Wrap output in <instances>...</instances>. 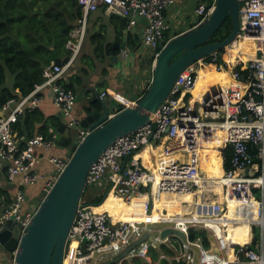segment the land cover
Returning a JSON list of instances; mask_svg holds the SVG:
<instances>
[{
	"label": "built area",
	"instance_id": "2783aa9c",
	"mask_svg": "<svg viewBox=\"0 0 264 264\" xmlns=\"http://www.w3.org/2000/svg\"><path fill=\"white\" fill-rule=\"evenodd\" d=\"M237 1L239 33L235 43L244 38H251L255 42L256 51L254 57L246 61L240 57L235 63L227 60L228 73L234 85L228 89L218 88L214 95L210 92L207 102L204 101L203 94L200 99L194 100L191 91L197 80V70L209 63H215L220 54L217 51L198 60L178 75L169 96L144 126L109 145L90 167L85 180V190L88 193L94 189L103 193L108 191L107 195L112 194L114 198L124 202L135 196H146L144 210L148 215L153 207L155 195L192 196V204L183 203L187 212L182 218L183 222L190 221L188 226H184L180 221L175 224L169 222L176 220L174 217L163 223L184 232L187 238L191 228L202 229L210 234L215 242L212 244L215 254L209 252L211 248L205 249L200 241L190 242L188 239L200 249L199 264H264V0ZM77 3L81 17L65 45L69 51L68 63H52L45 67L42 83L35 85L26 96L11 98L0 110V173L14 190L12 202L0 210V232L3 221L12 219L20 227L21 235L25 233L42 199L69 160V155L50 156L47 158L53 167L50 175L39 172L37 166L43 159V154L57 145L54 135L51 139L41 134L28 137L19 135L13 129V124L21 115L27 110L38 108L42 90L46 87L52 90L53 103L59 110L63 124L69 128L74 144H79L88 134L86 129L79 126L76 95L58 85V80L80 53L89 14L103 7L107 14L127 20L129 30L134 29L140 20L144 21L137 52L127 49L120 53L121 68L127 65L132 56L136 57L138 54L142 59H152V72L154 62L167 41L165 33L169 26L165 21L164 12L174 0H77ZM214 5L215 0L211 6L206 3L197 5L194 10L196 26L211 15ZM235 43L225 49L227 55L229 50L235 47ZM239 63L245 65L250 72L246 80L234 70ZM226 66L220 65L218 70L226 69ZM105 96L106 93L100 94V100H104ZM211 128H217L223 134L222 148H228L231 152L230 167L226 169L223 153L219 151L221 148H218L224 190L230 189L234 198L243 206L242 215H256V221L250 224V241L232 245L231 254L227 253V243L224 241V237L228 235L227 226L224 224L233 225L235 220L227 219L226 202L219 204L214 200L216 194L203 192L207 180L199 171L200 150L210 137ZM163 139L164 153H174L170 149L173 142L172 145L178 146L183 159H161L153 168L146 166L137 156L138 153L151 143H158ZM39 184V199L29 203L30 187ZM248 193L253 199L252 203L247 201ZM102 203H89L86 198L80 202L69 230L64 262L70 249H73L72 264H101L118 256L140 240L145 225L154 227V223L113 221L107 211L98 210ZM253 206H256V209L253 210ZM238 210L239 206L235 209L239 215ZM163 213L167 214L165 208ZM255 228L258 233L254 232ZM154 230L158 232L155 242L145 244L132 258L140 259L146 264H158V261L162 260L193 264V251L178 237L169 236L160 240V229ZM146 241L148 238L143 242ZM161 245L167 246L173 256L159 253L158 261L153 260L151 249L157 250ZM111 248L114 251L111 252Z\"/></svg>",
	"mask_w": 264,
	"mask_h": 264
},
{
	"label": "water",
	"instance_id": "95a60500",
	"mask_svg": "<svg viewBox=\"0 0 264 264\" xmlns=\"http://www.w3.org/2000/svg\"><path fill=\"white\" fill-rule=\"evenodd\" d=\"M238 10L237 0H215L213 11L208 19L187 32L168 39L154 62L146 93L119 112L110 115L105 102L98 98L96 92L93 93L89 102L97 101L102 106V110L93 109L89 113H84L85 116L82 119L80 118L79 126L86 129L88 134L76 145L65 168L42 199L25 233L21 235L20 227L12 219L3 221L0 246L13 255L12 264H64L69 230L77 208L84 199L85 180L90 167L116 139L136 131L150 120L169 96L180 73L198 60L235 43L239 33ZM228 17L231 18L233 25L231 34L221 42L207 44ZM78 24L76 21L74 26L77 27ZM115 49L127 50L126 35L120 43L112 45V50ZM110 59L117 62V56H112ZM68 61L69 56L58 58L53 54L55 65H66ZM250 71L252 72L251 68ZM204 101H208V95L205 96ZM51 130L59 145H63L71 138L69 128L63 124L52 127ZM107 193L108 191L103 195L100 203L107 198ZM254 209L256 206H253ZM152 230L154 227L147 224L140 240L118 256L101 264L122 263L125 255L149 238ZM159 231L160 239L169 236L178 237L193 251V264H199L200 249L196 244L188 241L184 232L172 227Z\"/></svg>",
	"mask_w": 264,
	"mask_h": 264
},
{
	"label": "trees",
	"instance_id": "16d2710c",
	"mask_svg": "<svg viewBox=\"0 0 264 264\" xmlns=\"http://www.w3.org/2000/svg\"><path fill=\"white\" fill-rule=\"evenodd\" d=\"M202 3L211 6L213 0H202ZM80 17L81 11L77 0H0V110L11 98L28 95L35 85L44 81L42 77L43 69L53 62V54L58 58H64L69 55L65 45L70 39V33L75 27V22ZM120 27V34H122L126 27V22L122 19ZM232 30V21L228 17L218 32L207 41V44L223 41L231 34ZM92 39L93 49L91 54H84L81 58L80 66L76 67L72 64L58 80V85L71 90L77 98H79L80 92L85 91L87 84L84 79L91 75L89 71H93L96 68L95 62L105 63L107 56L118 52L117 50L112 51L111 45L103 44V35L101 33L94 34ZM139 46V39L130 35L127 36V47L130 51L137 52ZM218 52L220 55L217 61L209 63L203 68L212 67V69L218 70L220 65L226 64V69L229 70L225 49ZM136 58L139 60L140 70L145 68L151 70L152 59H141L139 56H136ZM234 70L241 75L243 80L249 77L250 72L242 63H239ZM105 75H107V70L102 68L101 76ZM216 75L213 70L209 73H203L202 71L200 86L204 83L212 82V77ZM149 83L138 99L146 93ZM104 86L103 81L98 84V87ZM205 92V88L202 89V93ZM90 93L91 91L89 90L84 94L87 96ZM124 107L118 104L116 112H119ZM93 109L101 111L102 106L97 101H94L88 107H84V113H89ZM59 125H61V121L58 117H45L36 108L31 111L27 110L21 115L17 122L13 124V129L19 135L24 134L32 137L41 134L45 138L51 139L53 134L50 132V128L58 127ZM60 146L69 148V156L76 148V144L72 143L71 138ZM222 153L225 160L224 168L228 169L230 167L231 152L226 148ZM11 187L3 174L0 173V210L12 202L14 190ZM40 187L41 184L36 186L37 191ZM104 194L99 189H94L89 193L85 190L83 196L88 199L89 203L99 204ZM250 200L253 201L251 197ZM158 202L155 207L153 206V209L157 214H161L162 210ZM226 212L231 214L230 209ZM226 226L228 235L224 237L222 232L220 233L224 237L225 243H227L228 253L231 239L233 241L235 237H238V230L233 225ZM182 228L186 227L182 226ZM254 232L258 233L257 228L254 229ZM208 234L205 230L191 228L188 231V239L190 242L200 241L205 249H210ZM244 239L247 238H242V242L248 243ZM210 250L212 254L216 253L213 248ZM139 252L140 246L130 254L125 255L122 260L130 262L132 255ZM159 253H164L169 257L173 256V252L167 246L161 245L157 250L151 249V258L157 260ZM133 263L146 264L140 259L133 260ZM160 264H183V262L162 260Z\"/></svg>",
	"mask_w": 264,
	"mask_h": 264
},
{
	"label": "crops",
	"instance_id": "0c3cea01",
	"mask_svg": "<svg viewBox=\"0 0 264 264\" xmlns=\"http://www.w3.org/2000/svg\"><path fill=\"white\" fill-rule=\"evenodd\" d=\"M200 3H202V0H197V2L194 5L189 6L186 0H174V3L170 7H168L164 12L165 21L167 22L169 26L167 32L165 33L166 40L171 39L179 34L187 32L188 30L196 27L197 18L194 13V10L197 7V5ZM116 17L117 16L115 15L107 14L104 11L103 7H100L97 11L89 14L88 19H87L85 36L83 37L84 41H82V44L84 46V54H89V55L91 54L92 49H93L92 37L94 36V34L98 32L103 35V44L111 45V50H112V45L114 43H118V42L120 43L123 40V37L125 35H126V44H127L128 35L140 40L141 32L144 26L143 20H140L134 29L129 30L127 20L119 18V17L116 18ZM121 19L126 22V27L123 30L122 34H120ZM75 28L76 27H74V29L71 31L70 36L74 32ZM94 30H98V31L96 32ZM117 51L118 52L116 54L106 57L107 61L105 63L100 64V70L98 73H92L89 77L84 79L85 83L87 84V87L84 92L79 93V98L76 97V112H77V115L79 116V120H81L85 116L84 107L89 106L90 104L89 101L94 92L97 93L98 98L100 94L106 93V96L103 101L105 102V105L107 106L109 110V114L113 115L116 113L118 104L127 106L130 103L136 102L138 100L139 95L146 89L147 84L150 82L149 79L152 76L151 70L149 68L140 70L139 64H138L139 60H137L135 56H132V58L129 60L127 65L124 68H121V61L119 60V56L122 50H117ZM112 56H117V62H113L110 59ZM137 56L139 55L137 54ZM76 61L77 59L73 63L75 66L77 65ZM102 68H105L107 70V75L101 76ZM202 71L203 73L210 72V71L205 72L204 70ZM123 75H126L127 77L122 78ZM224 76L226 77L227 80H223L222 75H216L212 77V82L204 83L201 85V87L198 84L201 92H202V89H204L206 86H210L207 89L204 96H207L210 92H215V91L218 92L217 89L219 88V85L221 84L225 86L234 85V82L232 79H230V76L228 73L225 74ZM102 81L104 82L105 86L98 87V84H100ZM89 90L91 91V93L85 96L84 93ZM40 94H41V102L38 106V109L41 111V113L45 117L56 116L60 119L61 124H63L60 118V115H59V110L55 107L53 103L52 90L49 87H46L44 90H42ZM79 100L83 104L82 105V112H83L82 116L79 114L78 106H77V103H79ZM50 132H52L51 128H50ZM160 142L151 143L150 145L146 146L141 152L138 153L137 156L141 158L142 162L145 165H146V161L148 160V163L152 164V168H153L156 162L161 158L160 149L165 143L163 142L160 145ZM206 142L211 143L210 141H206ZM146 149L148 150V152L146 151ZM164 149H165V145H164ZM43 155H44L43 159L41 160L40 164L37 166V170L41 173L50 175V172L52 171L53 167L48 162L47 158L50 156L69 155V148H64V147L59 148L57 144L54 148L49 150L47 153H44ZM162 155L169 156V155L163 154V148H162ZM166 198L169 199V198H174V197L165 196L162 198V196L161 197L157 195L154 196L153 204L155 205L153 206L155 207L157 201H159L158 204H159V207L161 206L162 213H163V202H164V199L166 200ZM187 198H192V196H189ZM135 200L136 202H134L132 209H134L137 212V215H130L131 221L139 222V223H142V222L154 223V224L157 223V221L155 220V215L157 213L155 212L153 207L150 210L149 215L144 210L145 203L147 202V197L140 195L136 197ZM165 209L167 210V212L169 211L168 208H165ZM111 210L114 213H116V204L112 203ZM234 239H237V238L235 237ZM244 241L249 242L250 239L247 238V239H244ZM231 242H232V239H231ZM132 251L128 252L127 254H130ZM228 254H230V249L228 250ZM12 263H13L12 255H10V253H7L0 246V264H12Z\"/></svg>",
	"mask_w": 264,
	"mask_h": 264
},
{
	"label": "bare ground",
	"instance_id": "6f19581e",
	"mask_svg": "<svg viewBox=\"0 0 264 264\" xmlns=\"http://www.w3.org/2000/svg\"><path fill=\"white\" fill-rule=\"evenodd\" d=\"M208 18H206V19H208ZM255 51H256V45H255V42L253 41V39L244 38V39L238 40L235 43V47L232 48L231 50H229V54L227 55L228 56L227 60L229 62L235 63L236 59L238 57H240L241 60L246 61V60H249V59L254 57ZM206 69L208 71L213 70L215 73L217 72V75L223 76L222 77L223 80H227L224 75L227 74L229 70L228 71L227 70H214V69H212V67H206V68L198 69L197 70V80H196L194 89L191 91L194 100L200 99L201 95L202 94L204 95L206 93V92L202 93L200 90V87H201L200 81H201L202 70H206ZM230 79H231V77H230ZM198 84L200 87L198 86ZM209 87L210 86H206L205 90L207 91V89ZM229 87L230 86H225L222 84L219 85V88H221V89H228ZM209 134H210V137L206 141H210L211 143L205 141L203 143L201 150H200L201 158H200V164H199V171L203 174L204 178L207 180V184L204 186L203 192H212V193L216 194V199H214V200L216 202H218L219 204L226 202V207H230L233 211V215L231 217H229L230 215L227 216V219L235 220V224H233V226L237 227L236 225H239L240 233L244 236V237L238 236L237 239H234L231 242V245L229 247L230 254H231L232 245H234V244H245L240 240L242 238H245V237L250 238V234H251L250 233V224L253 223L254 221H256V215L254 214L252 217L251 216H244V214L242 215L241 211H242L243 206L240 205V203L234 198V195H230L231 194L230 189L228 190L230 193L228 195H225L226 191L224 190L223 185H222L223 170L221 167V159H220V157L217 158L218 148H222L224 146V137H223V134L217 128H211V131ZM163 142H165V139L161 140L160 145ZM172 144H173V142L170 144V149L174 153L169 154V156H163L162 155V148H163V154H166V153H164V145H165L164 144L160 149L161 158L159 160L170 159V158L171 159H177V158L183 159L182 155L179 154L178 146H173ZM220 145H223V146H220ZM166 155H168V154H166ZM165 196H170V197H174V198H169V199L166 198V200L164 199L163 209L168 208L169 211L167 212V214H163V213L156 214L155 220L157 221V223L164 224L163 221H166L168 219H172L173 217L176 220H172L169 222H174L173 224L177 223L178 221L183 222L184 218H182V216L185 212H187V208H185L183 206V203L187 202L189 204H192L193 198H187L190 195H186V194L163 195L162 198ZM136 197H138V196L131 198V200L128 202H124L121 199L114 198L112 196V194H109L107 196V198L104 200V202L98 207V210L107 211L110 214V216L112 217L113 221L132 222L130 219L131 218L130 215L132 213L133 204H134V202H136V200H135ZM247 201H248V203H252L251 200L249 201V199ZM112 203L116 204V213H114L111 210ZM237 206H239V210H238L239 215L235 211ZM252 212H255V211H252ZM189 222L190 221H185V222H183V225L188 226ZM224 225H226V224H224ZM166 227H168V226H166ZM166 238H168V237H165L164 239H166ZM160 240H163V239H160ZM151 242H155V236L152 238ZM145 244H151V243L143 242L140 245V251L143 249ZM106 249L108 250V247ZM111 251H114V250L111 248ZM209 252L212 253L211 250H209ZM71 259L73 261V249H70L64 264H72V262L70 261Z\"/></svg>",
	"mask_w": 264,
	"mask_h": 264
},
{
	"label": "rangeland",
	"instance_id": "374dc122",
	"mask_svg": "<svg viewBox=\"0 0 264 264\" xmlns=\"http://www.w3.org/2000/svg\"><path fill=\"white\" fill-rule=\"evenodd\" d=\"M187 1V4L189 5V6H192V5H194L196 2H197V0H186ZM94 31H98V30H94ZM84 36H85V34H84ZM84 39V38H83ZM84 41V40H83ZM84 55V46H83V44H82V47H81V49H80V53H79V55H78V57H77V61H76V67H79L80 66V62H81V58H82V56ZM95 64H96V68L93 70V71H89L91 74L92 73H98L99 72V70H100V64L101 63H99V62H95ZM75 66V65H74ZM223 70H227V69H223ZM205 72L206 71H208V70H204ZM228 71V70H227ZM127 76L126 75H123V77L122 78H126ZM125 104V103H124ZM82 102H80V100H79V103H77V106H78V111H79V114L82 116L83 115V112H82ZM58 146H59V148H61V146L58 144ZM220 146H223V145H220ZM146 151L148 152V150L146 149ZM217 151V150H216ZM221 153H222V148L219 150ZM220 153V154H221ZM218 157H220L219 156V153H218V151H217V158ZM216 158V159H217ZM146 165L148 166V167H151L152 168V164H149L148 163V160L146 161ZM31 188V190H30V192H31V194H30V197H29V203H31V202H34V201H36L37 199H39V195L37 194V189H36V186H34V187H30ZM29 189V188H28ZM93 193V192H92ZM91 193V194H92ZM230 192L228 191H226L225 192V195H228ZM230 195H232V193L230 194ZM249 193H248V199H249ZM110 198V197H109ZM252 202V201H251ZM227 208V210L228 209H230V212H231V214L230 213H226V216H229V217H231L232 215H233V211H232V209L230 208V207H226ZM131 215H137V212L134 210V209H132V213H131ZM226 225H231L230 223H227ZM167 225H165V224H159V223H155L154 224V228H159V229H162V228H164V227H166ZM237 227L236 228H238L237 230H238V236H241V237H244L241 233H240V230H239V225H236ZM158 235V232L156 231V230H154L153 232L151 231L150 232V235H149V238H148V241H146L145 243H151V241H152V237H154V236H157ZM208 237L210 238V248L212 249L213 248V243H215L214 242V240L212 239V237L210 236V234H208ZM245 238H248V237H245ZM248 239H250V238H248ZM140 246V245H139ZM138 246V247H139ZM138 247H136V249L138 248ZM214 249V248H213ZM213 251H215V250H213ZM218 253H220L219 251H218ZM133 260H139V259H136V258H132L131 260H130V262H128V261H123L122 263H119V264H134L133 263ZM142 261V260H141ZM156 261H158V260H156ZM143 262V261H142ZM158 264H160V261H158Z\"/></svg>",
	"mask_w": 264,
	"mask_h": 264
},
{
	"label": "flooded vegetation",
	"instance_id": "af4514ba",
	"mask_svg": "<svg viewBox=\"0 0 264 264\" xmlns=\"http://www.w3.org/2000/svg\"><path fill=\"white\" fill-rule=\"evenodd\" d=\"M70 261L73 262L72 259Z\"/></svg>",
	"mask_w": 264,
	"mask_h": 264
}]
</instances>
